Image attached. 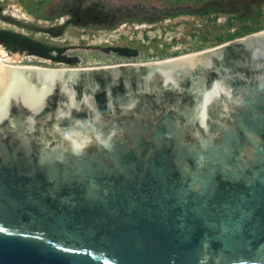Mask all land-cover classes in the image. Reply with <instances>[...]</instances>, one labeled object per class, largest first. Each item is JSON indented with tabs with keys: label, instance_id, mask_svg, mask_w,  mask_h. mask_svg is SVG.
Here are the masks:
<instances>
[{
	"label": "water",
	"instance_id": "1",
	"mask_svg": "<svg viewBox=\"0 0 264 264\" xmlns=\"http://www.w3.org/2000/svg\"><path fill=\"white\" fill-rule=\"evenodd\" d=\"M56 64L0 62V264H264V29L105 105Z\"/></svg>",
	"mask_w": 264,
	"mask_h": 264
},
{
	"label": "rangeland",
	"instance_id": "2",
	"mask_svg": "<svg viewBox=\"0 0 264 264\" xmlns=\"http://www.w3.org/2000/svg\"><path fill=\"white\" fill-rule=\"evenodd\" d=\"M245 27L264 29V0H0L1 29L63 48L80 68L154 62L257 32L235 35ZM105 47H129L137 56ZM19 55L22 63L69 66Z\"/></svg>",
	"mask_w": 264,
	"mask_h": 264
},
{
	"label": "flooded vegetation",
	"instance_id": "3",
	"mask_svg": "<svg viewBox=\"0 0 264 264\" xmlns=\"http://www.w3.org/2000/svg\"><path fill=\"white\" fill-rule=\"evenodd\" d=\"M78 22H80V19H78ZM128 48L129 47H107V48L105 47L106 50H109L110 52L114 51L117 55L123 58H126V59L137 56V53L134 56H130L128 52H125V54H120L121 49H128ZM66 59L67 57L65 58V61ZM140 64H143V63L116 64L115 66H120V67L124 66L123 69H121L118 72V80L116 82L113 81L112 73L108 71H102V70L95 71V73L92 75V78L89 84H91L92 87L98 86L100 88L98 92H99V100L102 102V105H105L106 102L108 101V99L106 98V95L108 92H112L114 95H117L119 93H122V94H125V93L127 94L130 92L139 93L141 90L144 91L146 89L145 87L146 83L143 80V74H144L143 70H133L132 69V71L129 72L127 71V69H125L128 66H139ZM112 68H114V66ZM98 69H101V68H98ZM86 81L88 82V78L86 79Z\"/></svg>",
	"mask_w": 264,
	"mask_h": 264
},
{
	"label": "trees",
	"instance_id": "4",
	"mask_svg": "<svg viewBox=\"0 0 264 264\" xmlns=\"http://www.w3.org/2000/svg\"><path fill=\"white\" fill-rule=\"evenodd\" d=\"M253 28H255L254 31L260 30L257 29V27H245L242 32L238 31L235 35H239L240 37L244 32H254ZM227 36L231 39L234 35ZM219 41H223V39L220 37ZM0 42L2 43L3 47L11 53H25L26 55L49 59L54 63L65 62L66 57L63 55V48L46 44L12 30L0 28ZM125 52H128L130 56H134L137 53L135 49L131 48L120 50V54H125ZM76 63L77 59L75 57L72 58V64L75 65Z\"/></svg>",
	"mask_w": 264,
	"mask_h": 264
},
{
	"label": "bare ground",
	"instance_id": "5",
	"mask_svg": "<svg viewBox=\"0 0 264 264\" xmlns=\"http://www.w3.org/2000/svg\"><path fill=\"white\" fill-rule=\"evenodd\" d=\"M19 54L18 53H7L3 47L0 46V62H11V63H17L20 66H24V67H35V66H44V67H52L49 65L44 64L45 62H42V64H30V63H22L20 61H16L14 59H18L19 58ZM20 59V58H19ZM21 60V59H20ZM159 61V60H158ZM63 68V67H62ZM91 68V67H90Z\"/></svg>",
	"mask_w": 264,
	"mask_h": 264
}]
</instances>
